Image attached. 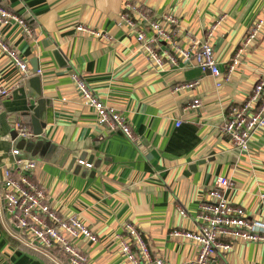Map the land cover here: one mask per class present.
I'll list each match as a JSON object with an SVG mask.
<instances>
[{
  "label": "crops",
  "instance_id": "1",
  "mask_svg": "<svg viewBox=\"0 0 264 264\" xmlns=\"http://www.w3.org/2000/svg\"><path fill=\"white\" fill-rule=\"evenodd\" d=\"M128 1L139 4L150 20L163 13L176 16L180 46L202 39L224 16L210 41L223 74L252 22L261 19L263 25L227 80H216L191 64L152 66L132 33L119 25ZM0 6L31 28L26 36L18 25L0 24V34L27 62V77L35 75L32 63L40 71L42 96L50 101L42 137L25 138L26 150L16 145L14 125L25 122L23 114L35 101L19 83L0 103V264H68L59 252L25 246L10 227L1 183L13 148L35 161L31 179L44 189L51 208L62 217H77L97 236L95 243L74 242L85 264H124L116 235L125 233L126 223L141 233L151 257L166 264L193 259L196 245L169 232L196 228L198 206L218 177L232 183L224 190L231 203L264 220V127L252 134L246 151L236 150L219 131L229 107L242 103L264 72V0H0ZM81 24L112 40L80 33ZM73 73L126 118L135 140L96 123ZM0 74L7 86L19 79L1 52ZM189 82L196 83L180 87ZM196 99L200 106L193 108ZM211 264H264V244L233 242L231 251L215 252Z\"/></svg>",
  "mask_w": 264,
  "mask_h": 264
},
{
  "label": "built area",
  "instance_id": "2",
  "mask_svg": "<svg viewBox=\"0 0 264 264\" xmlns=\"http://www.w3.org/2000/svg\"><path fill=\"white\" fill-rule=\"evenodd\" d=\"M223 17L221 16L204 32L202 39L190 38L185 46H180L178 42L180 35L178 18L170 13H163L157 20H150L148 12L142 10L139 4L128 1L119 14V25L132 33L139 45V51L155 68L178 67L181 63L191 64L203 73L208 72L216 80L223 78L226 81L229 73L239 65L245 50L251 47L259 35L263 20L257 19L252 22L223 74L219 70L210 43L212 33ZM0 24L18 25L26 36H31V28L26 20L1 6ZM76 30L106 42L112 40L106 32L82 24L78 25ZM0 52L7 57L19 76L13 85L7 86L2 83L0 74L1 103L28 76L29 67L1 34ZM36 73L39 74L40 71ZM71 79L81 100L92 108L97 124L109 131H121L128 138L135 140L124 116L103 104L77 74H71ZM195 83L189 82L180 87L190 89ZM216 85L219 86L220 81ZM199 106L198 99L191 105L193 108ZM178 126L179 122H176V127ZM263 127L264 72L249 91L247 98L242 103L229 107L219 131L236 150L246 151L252 134ZM14 129L17 137H34L31 127L22 121H17ZM11 155L12 164L3 170L1 198L3 210L9 217L12 230L29 248L59 252L66 257L68 264H85V254L74 242L78 238H83L86 242L95 243L98 241L97 236L77 217H62L51 208L44 189L31 179L36 165L34 160L21 157V152L17 148L11 150ZM77 164L86 168L92 167L91 163L79 159ZM231 185L226 178L218 177L215 186L207 190L198 206L195 213L196 228L173 229L169 232L172 238H181L196 245L194 258L181 264H211L215 252L227 253L232 250L233 242L237 241L264 244V220L249 216L244 208L231 203L225 197L224 190ZM260 199L264 202V192L260 194ZM177 210L181 216L186 215L183 209ZM123 230L125 233L116 235V239L124 264H166L161 257H151L143 236L133 224H124Z\"/></svg>",
  "mask_w": 264,
  "mask_h": 264
},
{
  "label": "water",
  "instance_id": "3",
  "mask_svg": "<svg viewBox=\"0 0 264 264\" xmlns=\"http://www.w3.org/2000/svg\"><path fill=\"white\" fill-rule=\"evenodd\" d=\"M55 55H58L57 53ZM33 73L26 77L20 83L22 86L27 88L31 97L35 101V107L31 110L30 113L23 114V120L26 125H30L33 135L40 139L42 136L43 129L46 127V109L49 106L50 101L43 98L41 90V77L36 74L37 68L34 63H32ZM15 137V135H14ZM41 143V142H40ZM40 144L37 143L35 147H38ZM34 147V148H35Z\"/></svg>",
  "mask_w": 264,
  "mask_h": 264
},
{
  "label": "rangeland",
  "instance_id": "4",
  "mask_svg": "<svg viewBox=\"0 0 264 264\" xmlns=\"http://www.w3.org/2000/svg\"><path fill=\"white\" fill-rule=\"evenodd\" d=\"M24 140H25V138L19 137V139H17V141H16V145H17L18 147H20L21 149H25V150H26V146H24V145H25ZM27 148H29V146H28ZM26 154H27V153H26ZM74 244H75V243H74ZM75 245H76V244H75Z\"/></svg>",
  "mask_w": 264,
  "mask_h": 264
},
{
  "label": "trees",
  "instance_id": "5",
  "mask_svg": "<svg viewBox=\"0 0 264 264\" xmlns=\"http://www.w3.org/2000/svg\"><path fill=\"white\" fill-rule=\"evenodd\" d=\"M46 260V259H45Z\"/></svg>",
  "mask_w": 264,
  "mask_h": 264
}]
</instances>
